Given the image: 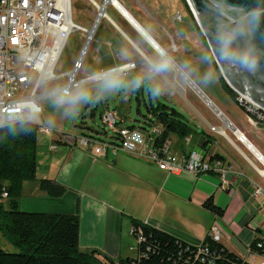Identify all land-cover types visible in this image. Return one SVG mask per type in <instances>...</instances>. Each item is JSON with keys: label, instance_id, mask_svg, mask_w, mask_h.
I'll list each match as a JSON object with an SVG mask.
<instances>
[{"label": "crops", "instance_id": "crops-1", "mask_svg": "<svg viewBox=\"0 0 264 264\" xmlns=\"http://www.w3.org/2000/svg\"><path fill=\"white\" fill-rule=\"evenodd\" d=\"M116 1L121 9L113 4L108 7L105 38L97 39V32L94 39V43L97 41L98 44L91 74L137 63L134 76L143 75L158 90L164 83L160 75L173 85L176 79L180 81V71L208 101L216 115H219L216 110L222 113L218 118H227L253 147V154L264 160V126L251 125L247 117L245 120L227 115L199 86L201 83L207 88L197 79L195 68L203 66L202 54L209 51L184 1ZM177 13L182 16L180 22L175 20ZM127 15L135 20L150 40ZM158 49L165 55L162 56ZM165 60L169 62L166 69L175 70L171 79L166 69L156 70V63ZM222 121L218 127L208 124L215 130L224 126ZM215 131L218 133L217 129ZM172 135L169 138L170 150L175 154L184 156L197 151L207 156L218 155L228 168L224 178L216 172L170 175L154 164L127 154L107 152L98 155L91 146L82 144V139L86 137L82 132H62L51 135L54 145H57L56 150L52 149L55 156L52 162L37 166L36 180L23 184L20 208L22 206L26 212L60 214L79 211L81 251H96L99 259L109 257L115 261L136 255L135 220L193 246L203 244L211 226L218 220L222 226L220 243L230 252L250 261L249 246L256 239H264V196L256 198L254 195L257 185L264 188V178L249 160L256 164L260 161L246 148L251 156L234 147L225 137L231 148L220 143L218 149H213L214 137L205 130L189 135L191 140L188 144L179 136L174 143ZM97 137L101 140L111 138ZM59 145L65 147L60 148ZM42 179L58 181L67 188V193L60 199L48 197L40 190ZM211 197L224 210L222 217H216L203 207Z\"/></svg>", "mask_w": 264, "mask_h": 264}, {"label": "built area", "instance_id": "built-area-1", "mask_svg": "<svg viewBox=\"0 0 264 264\" xmlns=\"http://www.w3.org/2000/svg\"><path fill=\"white\" fill-rule=\"evenodd\" d=\"M89 2L97 11L98 17L87 28L74 21L72 0H0V129L24 121L37 125L38 134L51 135L54 131L62 133V127L42 122L40 116L43 113V98L54 95L71 97L75 90L82 89L83 86L90 84L97 87L107 79L129 77L137 68V63H130L103 73H93L79 80L100 22L108 18L107 9L111 5L108 0ZM181 19V14L177 13L175 20L180 22ZM74 32L85 36L86 42L73 70L66 74V84L48 94L39 95L38 91L43 84L58 82L64 77L57 75L55 70L63 48ZM231 89L236 93L237 104L249 123L264 126V110L246 100L233 87ZM102 121L115 135L109 140L93 137L82 139V144L91 146L98 155H105L107 152L113 155L127 154L154 164L160 171L170 175L216 172L224 178L228 171L220 159L203 152L192 151L184 156L171 152V141L162 139L164 127L158 123H152L144 129L128 126L117 128V119L109 110L105 111ZM190 140L191 137H186L185 143L188 144ZM56 149L57 146L54 145L53 150ZM249 162L264 178V164L260 163L258 166L251 160ZM254 195L256 198L264 196V189L257 185ZM7 196L4 193L5 199ZM221 228L218 220L210 228L209 235L216 242L222 239ZM137 240L140 243L141 239ZM139 243L136 255L139 253ZM258 247L262 248V244L259 243ZM200 251L209 253L208 248L204 247ZM249 257L252 264H264V255L249 254Z\"/></svg>", "mask_w": 264, "mask_h": 264}, {"label": "trees", "instance_id": "trees-1", "mask_svg": "<svg viewBox=\"0 0 264 264\" xmlns=\"http://www.w3.org/2000/svg\"><path fill=\"white\" fill-rule=\"evenodd\" d=\"M183 1L193 17L188 4ZM203 39L207 44L204 36ZM211 58L223 88L237 103L236 93L223 78L213 56ZM143 89L142 84L133 91L137 95L138 115L144 117L143 124L128 127L144 129L158 123L164 127L163 140H168L172 134L185 139L197 132L176 108L160 101L157 104L147 103L145 99L142 101ZM149 90L155 91L151 83ZM141 105H144L146 113L142 112ZM95 115L93 109L90 116L94 118ZM83 134L100 139L94 134ZM37 146L38 127L35 124L23 121L0 129V239L3 237L17 250L8 252L0 244V264H252L214 241L209 234L198 248L136 220L133 222V235L141 239L138 255L115 261L109 257L99 259L96 251H81L79 211L60 214L26 212L20 208L23 184L37 178ZM213 157L220 158L218 155ZM39 187L54 199L64 197L68 191L58 181L49 179L40 180ZM4 193H7V199L3 197ZM203 207L216 217L224 214L213 197ZM259 243L262 248L258 247ZM203 247L208 248V254L200 251ZM249 254L264 255V239L254 240L249 246Z\"/></svg>", "mask_w": 264, "mask_h": 264}, {"label": "rangeland", "instance_id": "rangeland-1", "mask_svg": "<svg viewBox=\"0 0 264 264\" xmlns=\"http://www.w3.org/2000/svg\"><path fill=\"white\" fill-rule=\"evenodd\" d=\"M97 1L102 2V0ZM72 3L74 21L79 25L90 28L98 17L97 11L91 5L89 0H72ZM105 21L106 20L103 19L100 22L97 39H104L106 36ZM85 42V36L79 32H74L70 35L68 42L63 48L55 70L57 75H64V77H61L58 82L43 84L38 91L39 95L48 94L66 84L68 79L66 74L73 70L74 63L79 58ZM97 44L98 43L96 41L91 45L84 61V67L79 75V80L92 75L91 70L95 62ZM49 45H51V43H49ZM205 46L208 49V44L205 43ZM210 54V52H204L201 58L203 66L198 64L200 67L195 68V73L198 76L197 79L201 80L208 89L201 83H199V86L209 98L223 108L224 113L229 116L231 114V116L233 115L246 120L245 117L247 116L244 111L237 103L234 102L219 81L217 72L214 68L213 59L211 58L212 56H210ZM156 64L159 65L161 63ZM166 71H168L166 72L167 75L170 74L169 78L171 79L175 70L171 68V70L166 69ZM178 73L180 81L176 79L175 84L173 85H170L160 75L161 81L165 84L163 83L158 90L154 87L155 91L152 92L149 90L148 80H146L141 74L134 76L135 73L132 72L129 77L104 80L100 82L97 87H93L90 84L83 86L82 89L80 88L75 90L71 97H64L62 95L45 97L41 102L43 113L40 118L46 125L62 127V132L66 134H78L82 132L85 134H94L95 136L100 135L101 138L106 139L107 136L115 135V132L106 128L102 121L101 115L103 116L106 110L114 113L117 122L119 123L117 128L131 126L133 124L136 126L143 124L144 117L139 116L137 111V95L133 93L137 87L142 85L141 82H143L144 89L140 96L142 101L145 99L147 103L153 102L154 104H157L158 101H160L176 108L199 132L205 130L213 135V149H218V144L220 143L231 148L227 140L215 131L216 129L219 130L224 126L215 128V130L209 126V124L215 127L221 126L223 123L222 117L219 119V115H216L215 110L209 105L208 101H206V99H204V97L196 91L185 75H183L180 71ZM93 109L96 114L94 118L90 116ZM141 110L143 113H146L144 105H141ZM227 132L233 139H235L231 130L227 129ZM55 134L57 135L58 133L54 131L51 135ZM51 135L38 134V167L46 162H52L55 157L52 152L54 142L52 141L53 137ZM172 137L174 143L178 141V136L174 134ZM238 145L244 152L251 156V154L242 145H240V143H238ZM59 146L60 148L65 147L63 145ZM257 165L260 166L259 164ZM21 210H23L22 206ZM135 240L137 242L135 248H138L139 242L136 237ZM0 244L1 247L8 252L17 251L3 237L0 239Z\"/></svg>", "mask_w": 264, "mask_h": 264}, {"label": "water", "instance_id": "water-1", "mask_svg": "<svg viewBox=\"0 0 264 264\" xmlns=\"http://www.w3.org/2000/svg\"><path fill=\"white\" fill-rule=\"evenodd\" d=\"M186 1L227 84L264 110V0ZM129 19L147 37L135 20ZM225 120L232 132L247 141Z\"/></svg>", "mask_w": 264, "mask_h": 264}, {"label": "bare ground", "instance_id": "bare-ground-1", "mask_svg": "<svg viewBox=\"0 0 264 264\" xmlns=\"http://www.w3.org/2000/svg\"><path fill=\"white\" fill-rule=\"evenodd\" d=\"M109 2V4H113V5H115L113 2H115V1H112L111 2V0H109L108 1ZM74 75H75V73H74ZM186 77V76H185ZM187 78V77H186ZM188 79V78H187ZM223 119V118H222ZM224 120V127L223 128H221V129H219V130H217V132L221 135V136H223V137H225L234 147H236V148H239V149H241L242 150V148L238 145V143H240V145H242L244 148H246L250 153H252L253 154V149L250 147L251 145H249V143L247 142V141H243L242 140V136L240 135V134H238V133H235V132H232V135L235 137V139H233L229 134H228V132H227V129H229V130H231V127H230V124H229V122H227L225 119H223ZM238 142V143H237ZM243 151V150H242ZM254 155V157L258 160V161H260V163H263L264 164V160H262L261 158H257L256 156H255V153L253 154ZM243 156V155H242Z\"/></svg>", "mask_w": 264, "mask_h": 264}, {"label": "clouds", "instance_id": "clouds-1", "mask_svg": "<svg viewBox=\"0 0 264 264\" xmlns=\"http://www.w3.org/2000/svg\"><path fill=\"white\" fill-rule=\"evenodd\" d=\"M158 50L161 52L162 56L165 55L162 50H160V49H158ZM168 67H169V62L167 60H165L163 63L156 66V70L161 71V70H164Z\"/></svg>", "mask_w": 264, "mask_h": 264}]
</instances>
